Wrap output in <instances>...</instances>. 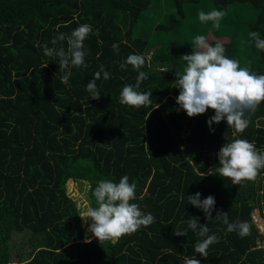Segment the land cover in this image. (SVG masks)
Returning a JSON list of instances; mask_svg holds the SVG:
<instances>
[{
    "label": "trees",
    "instance_id": "obj_1",
    "mask_svg": "<svg viewBox=\"0 0 264 264\" xmlns=\"http://www.w3.org/2000/svg\"><path fill=\"white\" fill-rule=\"evenodd\" d=\"M207 3L212 10H224V18L237 4L257 9L249 28L264 39V0H175L183 16L186 8L198 5L200 12ZM152 5V0H0V264H183L185 257L201 264H264V230L255 216L262 210L264 169L255 182L240 185L216 174L217 153L228 141L246 139L264 151V102L248 113V128L235 135L226 120L210 130L212 109L189 117L176 103L179 89L172 83L186 64L182 55L190 54V45L167 41L148 57L154 45L137 29ZM84 23L93 28L84 42L87 67L72 68L64 85L58 61L45 56L42 46L53 47L52 38L68 36ZM216 30L215 36L224 35L223 27ZM61 44L67 50V41ZM222 44L229 58L241 61L238 39ZM248 46L252 64L247 66L264 74V51L251 38ZM130 54L146 58L140 70L148 79L138 91H152L151 108L119 102L122 88L137 82L131 65L120 67ZM101 66L110 78L101 74L96 81L101 96L95 100L86 85ZM184 128L186 137L179 134ZM124 175L136 184L133 202L155 222L115 242L101 245L95 237L86 242L68 180L89 182L88 199L95 206L97 182H119ZM197 192L201 199L215 198L212 219L188 203ZM219 211L228 212L229 222H250V234L241 238L227 231L215 219ZM193 217L207 224L209 235L219 237L208 257L194 251L201 239L196 232L173 234L186 229ZM16 233L22 239H14Z\"/></svg>",
    "mask_w": 264,
    "mask_h": 264
},
{
    "label": "clouds",
    "instance_id": "obj_2",
    "mask_svg": "<svg viewBox=\"0 0 264 264\" xmlns=\"http://www.w3.org/2000/svg\"><path fill=\"white\" fill-rule=\"evenodd\" d=\"M225 15L224 10L213 9L207 13L200 11L198 18L201 23L211 21L213 27L219 29L220 21ZM92 33L93 28L90 24H80L70 35L61 33L52 38L53 47L47 44L42 46L45 56L58 61L59 71L63 73L60 78L62 84H68L72 68L87 67L84 42ZM95 34L99 35V31L97 30ZM249 37L254 40L258 50L264 51V39H261L257 32H250ZM65 40L67 50L61 44ZM191 45L192 52L182 55L186 65L182 71H176L178 78L172 83L173 87L179 89L176 103L189 117L204 114L208 109L214 110V115L207 121L213 132L215 131L211 127L213 123L219 124L226 120L228 127L235 130L234 135L243 133L250 124L248 113L255 112L260 103L264 102V74L252 72L248 66L241 67L239 60L229 58L225 54L226 49L222 43L216 42L213 46L204 35H196ZM112 48L119 52L118 44L113 43ZM145 63L146 58L143 55L130 54L120 64L122 69L131 65L138 72L135 86L129 84L122 88L119 95L120 104L137 109L152 107L150 99L152 91H138L140 83L148 79L147 73L140 70ZM101 74L105 80L110 78V73L103 66L94 73V78L86 85V91L91 99H100L101 93L97 89L96 81L101 79ZM217 155L219 167L216 168V174L231 180L233 185L255 182L260 171L264 169V151H259L246 139H234L225 143ZM92 195L95 198V206L87 205L79 216L88 226L87 230L101 245L104 242H115L155 222V217L151 213H144L139 204L133 202L137 199L136 184L130 183L127 175L122 176L119 182L110 179L99 180ZM188 203L202 209L207 220L213 218L212 213L216 205L213 196L201 199V193L197 192L188 196ZM215 219L222 220L227 225V231L236 232L241 238L251 232L250 222L240 220L229 222L228 212H217ZM189 229L201 238L194 244L195 253L208 257L210 245L218 243L219 237L215 234L209 235L207 224H198L195 217L188 221L186 229H174L173 234L187 236ZM86 242H91V237H86ZM183 264H201V261L185 257Z\"/></svg>",
    "mask_w": 264,
    "mask_h": 264
},
{
    "label": "rangeland",
    "instance_id": "obj_3",
    "mask_svg": "<svg viewBox=\"0 0 264 264\" xmlns=\"http://www.w3.org/2000/svg\"><path fill=\"white\" fill-rule=\"evenodd\" d=\"M152 3L153 5L150 6L147 13L148 18L146 19V22H142L140 27L137 29L138 34L147 36L150 43L154 45L150 48L148 57H150L152 51L162 45H165L167 41H186L190 45L191 53L193 50L191 41L196 35H204L210 44L211 42L227 43L232 37H234L238 39V42L240 43L241 51L237 52V58H240L241 60V67L252 64V59L248 57L252 53V48L248 46V39H250L248 36L249 33L252 32L249 28V24L252 20H255L258 17L257 9L247 7L245 5H234L232 7V11L228 14V17L223 18L220 21V25L223 27L222 33L224 35L215 36L214 32L217 30L213 27L211 21L207 23H201L199 21L198 5L192 8H186L185 15L183 16L177 13L175 0H152ZM207 6L208 7L204 10V12L212 10L210 3H207ZM173 18H178L177 24H174L175 21ZM160 24H164L165 26L158 29ZM258 122H260V125L263 124L262 119H259ZM172 129L174 132L178 131L174 127H172ZM179 134L186 137L188 129H182L179 131ZM89 188L90 184L87 181H76L70 179L67 182V192L75 201L77 207L81 209V213L85 211L87 205H90V201L88 199ZM258 203L262 210H256L255 216L258 218L259 224L261 223L262 230H264V193L261 194ZM81 222L84 229V240L86 241V237H91V239L94 238L93 234L87 230L88 226L85 225L82 218ZM88 223L90 224L91 220H89ZM22 237V233L14 234V239L20 240Z\"/></svg>",
    "mask_w": 264,
    "mask_h": 264
}]
</instances>
